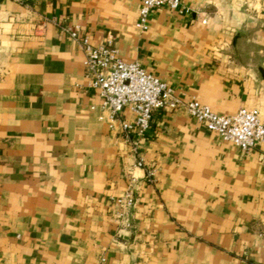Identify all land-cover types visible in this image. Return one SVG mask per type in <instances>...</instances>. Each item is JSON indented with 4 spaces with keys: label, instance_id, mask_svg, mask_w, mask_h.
I'll use <instances>...</instances> for the list:
<instances>
[{
    "label": "crops",
    "instance_id": "0c3cea01",
    "mask_svg": "<svg viewBox=\"0 0 264 264\" xmlns=\"http://www.w3.org/2000/svg\"><path fill=\"white\" fill-rule=\"evenodd\" d=\"M142 2L0 0V264H264V145L245 152L184 109L155 111L139 145L157 170L149 183L125 135L99 120L63 30L92 45L113 34L123 61L183 98L264 120V0H181L193 12L165 6L140 31ZM131 174L123 228L116 200Z\"/></svg>",
    "mask_w": 264,
    "mask_h": 264
},
{
    "label": "built area",
    "instance_id": "2783aa9c",
    "mask_svg": "<svg viewBox=\"0 0 264 264\" xmlns=\"http://www.w3.org/2000/svg\"><path fill=\"white\" fill-rule=\"evenodd\" d=\"M165 6L182 13L193 12L183 6L181 0H143L136 28L146 31L150 15ZM63 30L81 48L89 86L97 90L102 98V109L107 116H100L99 120L106 122L110 128H118L125 135L134 157L138 159L136 166L144 171L149 183L155 182L157 170L146 166L140 157L139 145L155 111L184 109L208 130L245 152L264 145V120L257 109H241L233 115L218 114L198 99H185L178 95L173 87L139 63L123 61L115 47L116 37L113 34H108L105 43L92 45L81 35L78 27H65ZM126 112L133 116V120L124 117ZM133 134L137 139L132 138ZM137 180L138 177L131 174L127 190L116 200L118 209L115 218L123 228L131 226L130 210L135 203L134 186Z\"/></svg>",
    "mask_w": 264,
    "mask_h": 264
}]
</instances>
